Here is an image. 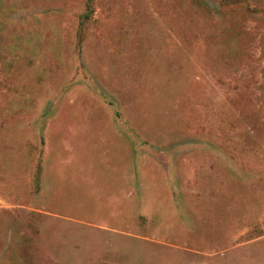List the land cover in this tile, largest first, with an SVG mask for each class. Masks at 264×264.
<instances>
[{
  "label": "rangeland",
  "instance_id": "1",
  "mask_svg": "<svg viewBox=\"0 0 264 264\" xmlns=\"http://www.w3.org/2000/svg\"><path fill=\"white\" fill-rule=\"evenodd\" d=\"M0 264H264V0H0Z\"/></svg>",
  "mask_w": 264,
  "mask_h": 264
},
{
  "label": "trees",
  "instance_id": "2",
  "mask_svg": "<svg viewBox=\"0 0 264 264\" xmlns=\"http://www.w3.org/2000/svg\"><path fill=\"white\" fill-rule=\"evenodd\" d=\"M224 1L230 2L233 4H238V3H247L248 0H224ZM42 169L43 167L41 166V162H40V165L38 166V170L36 173V190L37 191L40 190V178H41Z\"/></svg>",
  "mask_w": 264,
  "mask_h": 264
}]
</instances>
